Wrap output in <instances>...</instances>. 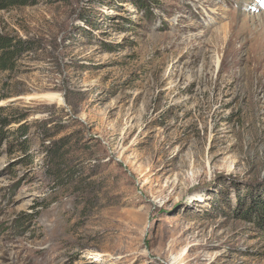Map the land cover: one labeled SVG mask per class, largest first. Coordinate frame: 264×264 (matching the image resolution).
Returning a JSON list of instances; mask_svg holds the SVG:
<instances>
[{
	"label": "rangeland",
	"instance_id": "rangeland-1",
	"mask_svg": "<svg viewBox=\"0 0 264 264\" xmlns=\"http://www.w3.org/2000/svg\"><path fill=\"white\" fill-rule=\"evenodd\" d=\"M0 41V264H264V0H27Z\"/></svg>",
	"mask_w": 264,
	"mask_h": 264
},
{
	"label": "trees",
	"instance_id": "trees-1",
	"mask_svg": "<svg viewBox=\"0 0 264 264\" xmlns=\"http://www.w3.org/2000/svg\"><path fill=\"white\" fill-rule=\"evenodd\" d=\"M27 0H0V10H5L6 7L12 5V4H26ZM20 44L16 45V50L19 49ZM8 48L7 45H5L3 42L0 41V52L4 49ZM13 54L10 52H3L2 56L0 57V63H9L12 59ZM0 67L3 68V65L1 64Z\"/></svg>",
	"mask_w": 264,
	"mask_h": 264
},
{
	"label": "bare ground",
	"instance_id": "bare-ground-1",
	"mask_svg": "<svg viewBox=\"0 0 264 264\" xmlns=\"http://www.w3.org/2000/svg\"><path fill=\"white\" fill-rule=\"evenodd\" d=\"M257 8V7H256ZM245 9H247V6L245 7ZM248 10V9H247ZM253 16V15H252ZM261 44V43H260ZM264 44H262V46H263ZM261 48V47H260ZM264 48V47H263ZM257 55H259V59H261L262 60V58H264V50H261L260 52H259V54H257ZM255 59V58H254ZM254 61H256V60H254ZM257 62V61H256ZM263 64V63H262ZM258 65V64H257ZM256 65V66H257ZM261 65V64H260ZM259 69V68H258ZM258 71H260V70H258ZM258 71H256L257 73H258ZM256 76V75H255ZM260 76H262V75H260ZM257 78L258 79H260L258 76H257ZM257 81H259V80H257ZM264 84V83H263ZM262 85V84H261ZM258 87V86H257ZM260 87V86H259ZM264 87V86H263Z\"/></svg>",
	"mask_w": 264,
	"mask_h": 264
}]
</instances>
